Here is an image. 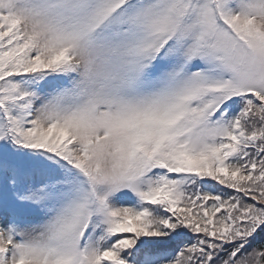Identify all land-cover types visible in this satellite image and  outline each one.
<instances>
[{
	"label": "snow or ice",
	"instance_id": "snow-or-ice-1",
	"mask_svg": "<svg viewBox=\"0 0 264 264\" xmlns=\"http://www.w3.org/2000/svg\"><path fill=\"white\" fill-rule=\"evenodd\" d=\"M0 264H264V0H0Z\"/></svg>",
	"mask_w": 264,
	"mask_h": 264
}]
</instances>
